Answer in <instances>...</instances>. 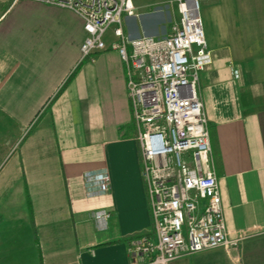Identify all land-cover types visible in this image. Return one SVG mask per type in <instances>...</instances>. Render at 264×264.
Listing matches in <instances>:
<instances>
[{
  "label": "crops",
  "instance_id": "crops-1",
  "mask_svg": "<svg viewBox=\"0 0 264 264\" xmlns=\"http://www.w3.org/2000/svg\"><path fill=\"white\" fill-rule=\"evenodd\" d=\"M131 2L127 36L167 34L170 0ZM199 8L210 61L197 91L236 245L167 264H264V0ZM0 16V264H130L126 239L150 219L118 52L81 58L82 23L65 8L5 0ZM86 171H105L108 190Z\"/></svg>",
  "mask_w": 264,
  "mask_h": 264
},
{
  "label": "built area",
  "instance_id": "built-area-1",
  "mask_svg": "<svg viewBox=\"0 0 264 264\" xmlns=\"http://www.w3.org/2000/svg\"><path fill=\"white\" fill-rule=\"evenodd\" d=\"M28 1L65 8L80 18L81 58L108 47L123 63L150 219L148 231L126 239L130 264H167L236 245L227 236L207 118L197 91L198 74L210 61L199 0H170L176 17L167 34L137 37L122 29V17L134 14L131 0ZM108 31L113 38L107 43ZM83 179L99 193L109 188L105 171H86ZM108 215L103 210L93 214L95 219Z\"/></svg>",
  "mask_w": 264,
  "mask_h": 264
},
{
  "label": "rangeland",
  "instance_id": "rangeland-1",
  "mask_svg": "<svg viewBox=\"0 0 264 264\" xmlns=\"http://www.w3.org/2000/svg\"><path fill=\"white\" fill-rule=\"evenodd\" d=\"M2 1H5V0H0V3L2 2ZM168 5H169V3H168ZM18 9H13L12 11H11V15H9V17H7V19H6V22L8 21V20H10V18L12 17V15H13V13L14 12H16ZM199 13H200V8H199ZM5 22V23H6ZM21 22V21H20ZM22 23V22H21Z\"/></svg>",
  "mask_w": 264,
  "mask_h": 264
}]
</instances>
